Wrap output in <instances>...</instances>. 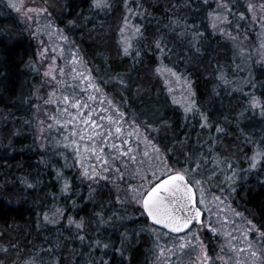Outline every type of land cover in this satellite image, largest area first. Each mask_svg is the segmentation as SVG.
<instances>
[{"label": "trees", "instance_id": "trees-1", "mask_svg": "<svg viewBox=\"0 0 264 264\" xmlns=\"http://www.w3.org/2000/svg\"><path fill=\"white\" fill-rule=\"evenodd\" d=\"M112 4L104 11L94 8L92 0H47L46 5L56 23L78 44L95 82L129 114L125 117L128 123L136 119L137 123L156 125L159 130L150 131L149 138L165 150L171 167H183L189 153L197 158L201 154L214 159L216 154L232 158L237 178L231 186L221 183V173L205 181L212 182L210 192L228 190L234 208L264 229V161L256 168H249V158L258 145L264 144V113L258 107L250 108L247 103L250 91L264 96V61L250 62L244 77L251 83L238 86L234 80L239 69L235 46L211 27L208 13L212 6L203 0H136V4L143 5L144 14H133L129 18L133 24L143 26V37L135 38L140 55H136L135 49L132 55H127L119 39V28L126 15L124 0H112ZM244 6L240 10L247 13ZM173 17L183 20L191 32H202L198 45L191 43L192 36L187 30L181 35L182 25L169 24ZM242 20L241 27L247 26L245 19ZM257 29L264 43V28L259 24ZM159 35L165 37L171 49L164 63L191 81L195 99L207 114L211 127L204 125L197 112L185 113L175 102L178 91L155 72L161 61L153 40ZM249 36L252 41L256 34L251 32ZM37 57V45L30 32L18 15L6 10L0 0V260L10 264L11 259L19 255L22 260L39 257L45 264H51L53 257L58 258L60 264H88L90 260L93 264H154L158 256L163 261L165 257L154 247L157 242L154 236L141 231L148 224L143 209L135 208L133 212L130 204L122 207L115 200L116 195L124 199L122 189L111 181L101 179L97 183L84 177L73 150L59 142L63 137L60 130H53L47 146L41 147L34 109L36 92L43 82ZM220 72L232 83L223 84ZM117 74L127 83L121 85L113 79ZM76 81L69 85L75 84L76 92L89 91V85L86 89ZM96 94L107 104L106 108H111L103 95ZM218 126L224 131L217 132ZM138 143L140 148L133 149L136 159L129 164V172L135 171L137 161L142 170L145 163L155 164L154 160L140 155L145 147L151 146L146 145L143 138ZM111 151L106 148V152ZM65 157H68L67 162ZM85 165L98 167L99 161L90 160ZM202 165L201 174L215 167L210 160L202 161ZM57 169L71 180V191L62 192L63 180L57 179ZM112 175L115 176V172ZM57 207L66 209L59 225L43 221L42 213ZM100 212H104L103 219L108 222H100L97 215ZM113 214L122 219H116ZM133 214L141 215L142 221L133 219ZM68 216L84 219V240L79 239L75 225L67 223ZM110 216L113 219L108 220ZM156 228L162 230L159 233L162 242L177 240L182 235ZM96 238L109 247L90 248V242ZM49 244L58 247L49 250ZM8 245L11 247L5 253L3 249ZM257 245L261 249V244ZM193 259L191 256L190 261ZM190 261L188 259L186 264ZM173 264L183 262L176 259Z\"/></svg>", "mask_w": 264, "mask_h": 264}, {"label": "snow or ice", "instance_id": "snow-or-ice-1", "mask_svg": "<svg viewBox=\"0 0 264 264\" xmlns=\"http://www.w3.org/2000/svg\"><path fill=\"white\" fill-rule=\"evenodd\" d=\"M8 2L18 12L22 13L26 20H34L36 16L40 14L51 17L48 7L36 4V0H31V2L27 4L25 0H8ZM204 2L207 5L208 0H204ZM43 3L46 5L47 0H43ZM92 6L104 11L110 9L113 4L112 0H92ZM142 7V4H136V0H124L126 15L123 17V24L119 28V39L123 47V52L127 55H132L133 49H135L137 56L140 55L139 42L135 38L143 37V32L141 31L143 26L133 24L129 17L133 14L143 15L144 13L141 11ZM247 8L252 11L253 20H255L258 14L257 8L260 9L259 15H261L262 19L258 21V23L261 28H264V0H261V3L258 5L250 2ZM232 9L233 5L229 3V0H219L216 7L208 13V18L211 21V27L213 29L223 33L225 38L231 39L233 43H235L240 33L237 32L233 35L232 29L227 27V25L231 23L230 15L232 14ZM236 16L243 19L246 13L238 12ZM69 23L74 24L75 21H69ZM169 24H175L177 26L182 25L181 35L187 30L192 36L191 43L194 45L199 44V38L202 32H191V28L177 17H173ZM48 26L55 30V34L61 41H67L69 44H73V52L77 54L72 55V60L77 61L81 59L78 55V46H75L71 38L60 29L54 18L49 19ZM235 27L239 29L240 25L236 24ZM40 31H43V29L37 26V31L33 32L32 35L39 39L38 33ZM51 36L52 33L50 32L49 38H51ZM153 43L156 46V51L159 53L161 61L160 65L155 68V72L164 76L166 83H172L175 79L181 80L182 84L186 85L181 98L175 102L183 107L185 113L197 112L201 116L204 125L211 127L212 125L208 122L207 114L200 109L195 99L196 94L192 89L191 81L180 72H177L174 67H170L168 64L164 63L166 55L171 54V49L168 48L165 37L159 35V38L154 39ZM41 44L44 45V41H41ZM60 47L63 49L64 45L61 44ZM196 50L199 51V47H197ZM49 51L50 49L45 45L43 50L40 51V56L44 59H48L45 57V53ZM61 55H63V51H61ZM54 67L55 65L53 63H49L45 70L47 76L53 77V80L48 81L49 86L52 85L55 77L58 75L53 71ZM84 68L86 75H83L81 78L89 82V91L92 93L91 95L85 96L83 93L76 92L75 84L69 86L61 79L55 81V83L64 89L63 92H58L55 87L51 88L52 95L59 96V99L53 101L49 98L45 101V104L55 103L56 107L60 108L64 115L68 117L67 120L63 118L57 119V114H52V119L56 120V123L64 124L66 128L68 125L72 126L71 128H67L68 135L62 137L61 142L72 148L75 153L76 161L79 162L80 167L83 169L82 175L97 183H99L101 179L105 182L111 181L113 185H117L118 188L122 189L124 199L121 198V195L115 196V200L119 201L122 207L125 204H131L133 206L142 205L144 210L142 214L154 222L153 224H146L141 228L142 232H147L154 236V240L157 241L154 243L156 251L161 254V256L165 257V259L161 261L158 256L154 264H172V260L166 259L167 256H174L177 261H179L180 255L186 253L193 254L194 264H225L226 261L230 264L232 257L228 255H209L208 247L201 236L202 230L220 233L226 238V245L220 246L221 252L231 250L239 255L243 254L246 249L251 259L244 262L238 261L237 264H264V240L259 241L262 247L258 251L255 247V241H253L250 236L253 229H255V235L258 238L264 237V229L258 227L253 221L248 220L242 213L235 209H231L233 215L240 218L244 223L242 227H235L232 225L231 231H224L226 225L223 224V221L229 220L227 215H224L221 220L222 214L220 212L216 213L215 218H213L211 209H208L207 213L204 212V208L208 206L205 200V180L215 177L217 173H221L223 175L221 183L231 186L237 178V172L233 167L234 161L232 158L220 157L219 154H216L217 158L215 159L212 156L203 157L202 154L197 158L195 154L189 153L183 167H171L167 162L165 150L162 149L160 145L156 144L154 140L149 138L150 131L159 130L156 125L137 123L136 119H131V124L129 125L128 121L125 119L129 114L123 110L120 104L115 103L107 96L101 84L95 82L87 65H84ZM72 71L75 73V68H73ZM60 73L64 74L63 68L60 69ZM72 79L75 81V75ZM113 79L119 81L121 85L127 83L119 74ZM220 81L223 84L232 83L225 78L223 72H220ZM250 83V81H245V84ZM169 91H171V89H169ZM241 91H243L242 87ZM97 92L104 96L105 101L111 108H104L103 104H101L100 109L108 114L94 118L93 114L97 112L95 102L100 99V96L96 94ZM184 93H186V95ZM36 95L39 98V89ZM249 97L250 98L247 100L248 106L250 108L258 107L261 112L264 113V96H257L250 91ZM60 101L63 102L62 105ZM36 107L39 109L40 105ZM70 107L72 111H70ZM46 110L47 109H45V111ZM241 115H243V113H241ZM133 116H135V114H133ZM105 121H107V124L104 123ZM40 123L42 125L41 131H43V127H51V125H46L45 122ZM158 123L166 122L158 121ZM126 125H128L127 130L125 127ZM216 130L217 132L224 131V129L219 126ZM133 136L136 137L135 140L132 139ZM141 138H143L146 145H150L151 147H145L140 155L148 157L149 161L154 160L155 164L145 163V168L142 170L138 166L140 161H137L135 171L129 172L127 171L129 164L133 159H136L133 149L139 150L140 144L138 142ZM245 138H248L247 134H245ZM44 139H46V137H44ZM84 141L88 143H83ZM125 141H127V143H125ZM81 143H83L82 150ZM41 146L43 147L44 145ZM211 146L210 144L209 147ZM106 148H110L112 151L106 152ZM85 159L99 161V166L90 168L85 165ZM65 160L67 162L68 157H65ZM208 160H210L215 167L211 171L206 170L204 174H201L200 170L203 166L202 161ZM249 160L250 169L256 168L261 161H264V144L257 146L256 151ZM189 164L194 166L190 167L188 166ZM71 166L72 165H69V167ZM157 171L160 173L159 176L157 175ZM113 172H115V176L112 175ZM125 177H127V179ZM57 179L63 180L62 192L71 191V180L65 177L60 169H57ZM24 182L26 184L29 183L26 179ZM217 188H219V185H217ZM91 191L92 189H90V192ZM232 191H234V188ZM212 198L217 202H222L220 197L213 196ZM225 200H229V198L225 197ZM73 204H75V201H73ZM65 211L66 209L59 207L55 208V210L45 211L42 213L43 221H47L53 225H59L60 220L64 219ZM97 215L98 218H100V222H108L103 219L105 215L104 212H100ZM113 216L116 219H122L115 214H113ZM113 216L108 217V220L113 219ZM67 223L69 225H75L79 232L80 240L86 238L84 233L86 224L83 218L77 220L73 216H68ZM214 224L216 227H214ZM155 225H164L167 229H171L172 232L182 233V235L177 238V241L172 242L171 248L166 249L161 246L163 242L161 241L159 233L162 230L157 229ZM233 232L238 233L239 236H234L232 234ZM127 235V230H125V236ZM164 235H168V233H164ZM240 241H243L242 248L238 246ZM123 243L124 241L122 240V246ZM89 246L90 248H108L109 244L96 238L90 242ZM8 247H11V245L4 247L3 251L5 253H7ZM54 247H58V245H48L49 250ZM173 249H177L178 252L173 251ZM121 251L123 252V247ZM0 264H4V261L0 260ZM10 264H45V262L43 259L35 256L30 257L28 260H22L21 257L17 255L11 259ZM51 264H60V260L53 257ZM88 264H93V262L90 260Z\"/></svg>", "mask_w": 264, "mask_h": 264}, {"label": "rangeland", "instance_id": "rangeland-1", "mask_svg": "<svg viewBox=\"0 0 264 264\" xmlns=\"http://www.w3.org/2000/svg\"><path fill=\"white\" fill-rule=\"evenodd\" d=\"M30 2H31V0H25L26 4L30 3ZM250 2L255 4V5H258L261 3V0H229V3H231L233 6L236 5V8L233 7V9H232V14L230 15L231 23L228 24L227 27H230L232 29L233 35H235L237 32L240 33V36L235 41V43H233V41L231 39H229L235 46L236 55L238 56V60H239L238 61L239 69L236 72V74H237L236 78H234V80L238 86L239 85L243 86V84L245 85L246 78L244 77V75H245L244 73L246 72V66H248L250 64V62H252V61H257V62L258 61H264V43L261 41L262 36L260 38V35H259V33H261V32H260V30L257 29V27H259L258 21H261V19H262L261 15H259L260 9L257 8L258 14L255 17V20L252 19V11L251 10H249L247 8V10H248L247 13L243 10H240V9H242L241 6H244V5L247 6L248 3H250ZM208 3H210L212 6V9H214L216 7V4L219 3V0H208L207 4ZM1 4L6 10L14 12L18 15V17L20 18V21H22V23L24 24L27 32H30L31 36L33 37L34 42H36V45H37V53H38V57H37L38 66L37 67L40 70L41 75H43V80H42L43 82H42V85L38 88L39 92H40L39 98L37 97V95L35 96L36 102L34 105V109H35V120L37 121L36 127H37V131H38V139H39V142H41V145H44L43 147L42 146L41 147L44 148L47 146V144L49 142L48 140H49L51 132L53 130H54V132L57 130H60V132L63 134V137H64V136L68 135L67 128L72 127L71 125H68L66 128V126L64 124H58V123H56V120L52 119L53 113L57 114V119L63 118L65 120H67L68 117L64 115V113L61 111L60 108L56 107L55 103L45 104V101L48 100L49 98H51L53 101H56L59 99V96H53L52 95L51 88L55 87V88H57L58 92H63L64 89L60 85L56 84L55 81H59V80L63 79L67 85H70L71 82L73 81L72 77L75 75V77H76L75 80H78V81H76V83H78L77 85L81 84V86L83 88L86 87V89H87V85H89V82L81 78L83 75H86L85 68H84V65H86V62H85L84 58L82 57L81 51H79L78 44H76V42L71 38V40L74 42V45L78 46V55L81 58V59H78L77 61H73L72 55L77 54V53L73 52V44H69L67 41H61L59 39V37L55 34V30L51 29L48 26L49 19L53 18L52 13H51L49 8H48V11L51 13V17L40 14V15L36 16V18L34 20H26L23 17L22 13L18 12L15 8H13L11 6V4L8 2V0H1ZM36 4H40L41 6L47 7V5H45L43 3V1L41 2L40 0H36ZM33 6H35V5H33ZM239 7H241V8H239ZM238 12H245L246 13V16L243 19H245V21L248 23L247 26L241 27V23L243 20L241 18H239L238 16H236V13H238ZM209 21H210V19H209ZM55 22H56V20H55ZM210 23H211V21H210ZM236 24L240 25L239 29H237L235 27ZM37 26H39L40 28L43 29V31H40L38 33L39 39H37L36 36L32 35L33 32L37 31ZM60 29L63 30V28H61V27H60ZM214 31L218 34L224 35L223 33L219 32L215 29H214ZM50 32L52 33L51 38H49ZM63 32L65 34H67L65 32V30H63ZM251 32L252 33L255 32V34H256L255 39L253 38L252 41L250 40V36H249V34ZM41 41H44V45L41 44ZM61 44L64 45L63 49H61V47H60ZM45 45L50 49L49 52L45 53V57H47L48 59H44L40 56V51L43 50V47ZM61 51H63V55H61ZM49 63H53L55 65V67L53 68V71H55L58 74L55 77V80L53 81L51 86L48 85V81L53 80V77L47 76L45 73V70L47 69V66ZM61 68L64 69V74L60 73ZM73 68H75V73L72 71ZM168 84L171 86V88L178 91L177 93L175 92V94H176V101L179 100L181 98V95L183 93L184 88H186V85H183L181 80H175V79H174V82L168 83ZM83 94L85 96H88V95H91L92 93L89 92L88 90H85V92H83ZM177 94H178V96H177ZM184 94L186 95V93H184ZM98 96H100V95H98ZM60 103H61V105L63 104L62 101H60ZM95 103H96V107H97V112L93 114L94 118H96L98 116L106 115V113L100 109V105L103 104V107L106 108L105 106L107 104L104 102H101L100 99L98 101H96ZM37 105H40L39 109H37V107H36ZM45 109H47V110L45 111ZM70 111H72L71 107H70ZM40 122H45L46 125H51V127L50 128L49 127H43V131H41L42 125ZM104 123L107 124V121H105ZM128 124L130 125V123H128ZM127 127H128V125H126V128ZM44 137H46V139H44ZM72 138H76V137H72ZM59 142H61V140ZM83 143H88V142L84 141ZM83 143H81V150L83 149ZM68 148L70 149L71 147L68 146ZM85 155H87V154H85ZM86 162L90 163V160L85 159L84 163H86ZM209 183H210L209 180L205 181V200H206V203L208 206H207V208H204V211L207 213L208 209H211L213 218H215L217 212H220L222 214L221 218H220L221 220H222L224 215H227L229 217V220L223 221V224L226 225V227H224V231H231L232 225H234L235 227H242L244 222L242 220H240V218L235 217L233 215V212L231 211V209L236 210V208H234V206L232 205V199L230 197L229 191L228 190L226 191V189H222L220 192H217V191H216V193L210 192L209 188H212V184H211L212 182L210 184ZM213 196L220 197L222 202H217V201L213 200V198H212ZM225 197H228L229 200H225ZM130 206L133 207V209H132L133 212H135V210H134L135 208H139V207L142 208V205H134L133 206L130 204ZM236 211H238V210H236ZM143 212H144V210H143ZM240 213H242L244 217H246L248 220H250V218L244 212H240ZM141 218H142L141 215L133 214V219H135L136 221H139V222L142 221ZM146 218L148 219V217H146ZM148 224H153V223L150 222V220L148 219ZM155 227H157V226L155 225ZM214 227H216L215 224H214ZM232 234L234 236H239V234L236 232H233ZM201 236L203 237L204 243L208 247L209 255H213V256H215L217 254L228 255V256L232 257L230 264H237L238 261L244 262V261H248L251 259L250 255L247 254L246 249H245V252L243 254H239V255H237L235 252H233L231 250H229L227 252H221L220 246L226 245V238L223 237V235L220 233H213L210 230H202ZM250 236H251L252 240L255 241V243H256L255 247L259 251L260 249L258 248L257 244H259V241L263 237L258 238L255 235V229H253ZM173 241H177V240L176 239H174V240L170 239L168 243L163 241V244H161V246L165 247L166 249L171 248V244ZM238 246L242 248L243 247V241H240ZM173 251L178 252L177 249H173ZM183 255L181 254L179 257V260H181V262H183V264H186L188 262V259L190 261L191 256H193V254H191V253H186ZM163 257L164 256H162V258ZM166 258L169 260H172V264L176 260V257H174V256H167ZM189 264H194V259L192 261H190ZM225 264H229V262L226 261Z\"/></svg>", "mask_w": 264, "mask_h": 264}, {"label": "water", "instance_id": "water-1", "mask_svg": "<svg viewBox=\"0 0 264 264\" xmlns=\"http://www.w3.org/2000/svg\"><path fill=\"white\" fill-rule=\"evenodd\" d=\"M205 212V211H204ZM206 213V212H205ZM149 220H150V218H148ZM150 222H152L151 220H150ZM152 223H154V222H152ZM157 227H159V228H161V229H165L166 231H168L169 233H171V234H176V235H181L182 233H174V232H172V230L171 229H167L164 225H156ZM185 231H187V230H185Z\"/></svg>", "mask_w": 264, "mask_h": 264}]
</instances>
